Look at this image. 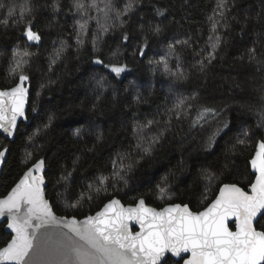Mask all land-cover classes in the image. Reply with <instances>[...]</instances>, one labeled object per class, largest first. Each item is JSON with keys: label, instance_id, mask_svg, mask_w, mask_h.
Here are the masks:
<instances>
[{"label": "trees", "instance_id": "16d2710c", "mask_svg": "<svg viewBox=\"0 0 264 264\" xmlns=\"http://www.w3.org/2000/svg\"><path fill=\"white\" fill-rule=\"evenodd\" d=\"M75 1L0 0L1 88L19 82L21 53H29L21 68L30 88L26 122L14 140L0 136V149H10L0 173V198L40 158H46V198L61 217L92 215L113 198L133 205L142 197L157 209L187 204L195 212L205 209L225 183L249 191L255 181L250 161L264 140V65L250 63L248 52L255 49L256 59H262L264 0H224L222 10L217 7L220 0H141L123 15L117 13H125L130 0H113L112 11L105 16L107 31L100 21L91 23L87 15L76 12ZM105 2L95 0L103 5V17L108 11ZM23 8L31 13L22 18ZM99 11L96 8L95 15ZM217 12L224 14L221 21L214 20ZM76 14L79 26L87 22L81 32L75 26ZM28 20L40 40L29 41L24 35ZM216 36L220 41L213 50ZM56 53L59 57L52 58ZM210 53L215 59L209 64L205 58ZM97 56L105 64L127 65L126 72L119 77L110 73L94 63ZM201 60L206 65L203 71ZM181 98L192 107L177 118L169 109ZM200 105L222 111L215 121L209 118L192 129ZM224 119L229 127L209 145ZM140 141L144 148L151 144V151L141 152ZM25 153L31 154L27 164ZM116 172L124 179L109 192L84 200L75 209L65 208L90 183ZM61 176L68 179L57 184ZM116 185L120 192H114ZM160 188L171 199L160 202ZM262 226L264 218L258 230ZM8 240L2 224L0 247ZM164 264L177 262L167 258Z\"/></svg>", "mask_w": 264, "mask_h": 264}, {"label": "snow or ice", "instance_id": "6c2138e0", "mask_svg": "<svg viewBox=\"0 0 264 264\" xmlns=\"http://www.w3.org/2000/svg\"><path fill=\"white\" fill-rule=\"evenodd\" d=\"M140 2L130 0L125 5V13L117 15L126 14L134 4ZM225 6L224 0L217 5L218 8ZM91 7H98L95 0ZM75 8L77 12L86 14L82 3H76ZM105 9L108 10L105 12L107 16L113 9V0H106ZM25 13L30 14L31 9H21L20 16L23 18ZM12 14L10 8L9 15ZM157 14L163 15V11L158 9ZM86 23L80 24L81 31L85 30ZM97 23L99 25L98 20ZM32 27V20H28L24 35L29 41L40 40V35ZM100 27L108 30L103 25ZM155 31L159 33V27ZM77 39L79 42V35ZM124 39H128L127 35ZM219 41L220 37L216 36L213 50ZM93 45L95 47V41ZM169 49L174 50V45L170 44ZM255 52V49L249 50V62L264 65V53H261L262 59L257 60ZM140 53L143 55V48ZM205 59L210 64L215 56L210 53ZM23 63H26L23 58L17 61L19 82L13 87L0 89V130L9 137L16 132L18 120L27 119L25 104L29 90L25 82L29 77L21 68ZM94 63L103 65L117 76L127 70V65L105 64L99 56ZM199 63L203 71L206 66L204 60ZM100 83H103V79ZM189 107H192L189 101L181 98L169 111L175 110L174 114L181 118ZM220 111L222 109L200 105L198 119L193 123H206L209 118L215 121ZM151 123L149 121V125ZM228 127L227 119L219 121L216 131L209 138V145L216 135ZM155 142L153 140L152 143ZM238 143L243 144L244 141L239 140ZM151 147L149 144L144 151H151ZM9 151L7 147L0 149V164L6 161ZM30 155L26 154L25 164ZM250 164L255 174V181L250 183V192L236 183H225L203 211H191L187 204H168L157 210L147 206L142 197L134 205L124 206L120 200L113 198L95 215L78 220L75 216L58 217L54 213L52 203L46 199V158H40L27 167L15 187L0 199V217L9 218L7 227L14 232L5 246L0 247V264H164L167 253L181 257L182 253L189 252L191 255L184 260V264H264V226L261 230L257 228L260 219L264 218V140L259 142ZM68 176H61L57 184L66 182ZM106 179L102 178L100 186L95 189L89 185V191L95 195L106 191L103 187ZM123 179L116 172L112 182ZM208 179L217 177L209 176ZM159 191L162 195L165 193L164 188ZM84 196L81 193L77 202L69 207H76ZM233 219L235 231L229 227V221ZM133 222L139 225V231H132Z\"/></svg>", "mask_w": 264, "mask_h": 264}, {"label": "rangeland", "instance_id": "374dc122", "mask_svg": "<svg viewBox=\"0 0 264 264\" xmlns=\"http://www.w3.org/2000/svg\"><path fill=\"white\" fill-rule=\"evenodd\" d=\"M2 1H4V2H6L7 3V1L10 3V4H15V3H17L18 2V0H13V2L11 1V0H2ZM75 2H77V3H82L84 6H85V11H86V14H83V15H87V17H88V19H90L89 20V22H93V21H100V23L101 24H103V26H109V24H107V20L109 19L108 17H105V15H104V17H103V12H102V8H103V5L102 4H96L98 7H92V8H94V10L91 12L90 11V7L89 6H91L90 4H88V3H85L84 1H82V0H78V1H75ZM220 3V1H217V4H219ZM0 5H2V4H0ZM18 5H21V4H18ZM96 8H99L100 9V11L98 12V15H95V9ZM223 9V7L222 8H220L219 10H222ZM77 12V11H76ZM222 12H217V17L215 16L214 17V20H216V18H218V20L219 21H221L223 18H224V14L221 16L220 14H221ZM75 22H77V24H75V26H77V28H79V22H81V20H80V16H79V14H76L75 15ZM77 31L79 32L80 31V28H79V30L77 29ZM81 32V31H80ZM25 53H21L20 54V56H19V58L21 59V58H23V60H24V58H25V56L26 55H24ZM58 53H56V54H54L53 56H52V58H58L59 56L57 55ZM164 61H166V59H163ZM110 73H112L111 71H110V69H108V68H106ZM13 70V69H12ZM126 72V71H125ZM125 72H123V73H121L120 75H123ZM112 74H114V75H116L115 73H112ZM119 75V76H120ZM117 76V75H116ZM118 76V77H119ZM167 77H169V74L168 75H166ZM13 77H14V75H13ZM198 111L200 110V108H198L197 109ZM197 111V112H198ZM172 114H173V111L171 112ZM171 115H168V122L170 121V117ZM198 119V117H197V113H196V115H195V119H194V121H196ZM193 121V122H194ZM203 124V123H205V122H203V121H200L199 123H193L192 124V129H195L197 126H199L200 124ZM146 126V125H145ZM147 127H149V125H147ZM263 130H264V128H263ZM138 146L140 147V150H141V152H145L144 151V147H143V143L140 141L139 143H138ZM25 154H29V153H25ZM30 160V159H29ZM28 160V161H29ZM119 160H123V158H119ZM120 164V163H119ZM120 166H122L121 164H120ZM113 177L114 176H109V177H107V179L105 180V183H104V185H103V187L106 189V191H101L100 192V194L99 195H95L94 194V192H90L89 191V188L87 187V189H86V191H84L83 193L85 194V196L84 197H82V198H80L79 199V203H78V205L77 206H83L84 205V200L86 201V200H92V199H94L95 197H99L100 195H102V194H104V193H107V192H109V191H107V190H109V189H111L113 186H111V185H115L116 183H113L112 181H113ZM103 177H101L97 182H95V183H90L89 185H92V187H93V189H95L96 187H98V186H100V181H101V179H102ZM119 182V181H118ZM124 184V183H123ZM88 185V186H89ZM115 188H114V192H120L121 191V187L120 186H118V185H116V186H114ZM88 196H91L92 198L91 199H88L87 197ZM157 196V195H156ZM79 197H80V195H79ZM157 199L160 201V202H162V201H164V200H168V199H171V195L168 193V191H166L165 190V193L162 195L161 193H159V195L157 196ZM77 202V200H75V203ZM75 203H71V205L72 204H75ZM76 206V207H77ZM76 207H69V206H67V204L65 203V208L66 209H68V208H73V209H75Z\"/></svg>", "mask_w": 264, "mask_h": 264}, {"label": "water", "instance_id": "95a60500", "mask_svg": "<svg viewBox=\"0 0 264 264\" xmlns=\"http://www.w3.org/2000/svg\"><path fill=\"white\" fill-rule=\"evenodd\" d=\"M25 87L26 88H28V90H29V95H28V102L25 104V115H26V117H27V112H28V107H29V100H30V88H29V86H27L26 85V82H25ZM0 89H2L1 88V85H0ZM26 120L27 119H20V120H18V128H17V130H16V132L14 133V135L13 136H11V137H9V136H7V134H5L2 130H0V136H2L3 138H5V139H7V140H10V141H12V140H14V138H15V136H16V133H17V131H18V129H19V126H20V124L21 123H24V122H26ZM2 167V166H1ZM0 167V173H1V168ZM23 175V174H22ZM22 175H21V177H22ZM20 177V178H21ZM20 178L18 179V181L20 180ZM46 180V179H45ZM17 181V182H18ZM16 182V183H17ZM15 183V184H16ZM46 184H47V182H46ZM13 187H15V185L13 186ZM12 187V188H13ZM11 188V189H12ZM11 189H10V191H11ZM9 191V192H10ZM8 192V193H9ZM45 192H46V188H45ZM249 192H250V189H249ZM8 193L4 196V197H6L7 195H8ZM4 197H2V198H4ZM2 198H0V199H2ZM47 199V198H46ZM115 199H117V198H115ZM119 200V199H118ZM121 201V200H120ZM107 203V202H106ZM105 203V204H106ZM121 203L123 204V202L121 201ZM104 204V205H105ZM104 205L97 211V212H99V211H101L102 209H103V207H104ZM124 206H128V205H125V204H123ZM134 205V204H133ZM147 206H149V205H147ZM167 206V205H166ZM166 206H164V207H166ZM149 207H152V206H149ZM154 208V207H153ZM163 208V207H162ZM157 209V208H156ZM161 209V208H160ZM157 210H159V209H157ZM191 210V209H190ZM204 210V209H203ZM202 210V211H203ZM192 211V210H191ZM55 213V212H54ZM96 213V212H95ZM95 213L94 214H92V215H95ZM57 215V214H56ZM58 216V215H57ZM58 217H61V216H58ZM68 218H71V217H68ZM85 217H83V218H77L78 220H83ZM10 222V220H9V218L7 217V216H4V217H0V226L2 225V224H4V232L7 234V235H10V239L12 238V236L14 235V232L11 230V229H9L8 227H7V225H8V223ZM231 225H234V219L233 220H230L229 221V227L231 228ZM232 229V228H231ZM233 231H235V225H234V228L232 229ZM132 231L133 232H135V231H139V225H137V224H135V222H133V226H132ZM190 252L189 253H182L181 254V257H176V256H173L171 253H167L166 254V259L164 260V262L167 260V258H172V259H176V260H179V259H182V258H186V257H190Z\"/></svg>", "mask_w": 264, "mask_h": 264}, {"label": "flooded vegetation", "instance_id": "af4514ba", "mask_svg": "<svg viewBox=\"0 0 264 264\" xmlns=\"http://www.w3.org/2000/svg\"><path fill=\"white\" fill-rule=\"evenodd\" d=\"M3 164H0V167L2 166ZM2 168V167H1ZM189 257H186V258H182V259H179V260H176V259H173L174 261L177 262V264H184V260L185 259H188Z\"/></svg>", "mask_w": 264, "mask_h": 264}]
</instances>
